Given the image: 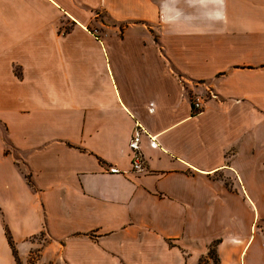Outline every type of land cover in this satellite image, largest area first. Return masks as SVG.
<instances>
[{
  "label": "crops",
  "instance_id": "0c3cea01",
  "mask_svg": "<svg viewBox=\"0 0 264 264\" xmlns=\"http://www.w3.org/2000/svg\"><path fill=\"white\" fill-rule=\"evenodd\" d=\"M0 121V264L5 228L20 264H213L214 240L242 264L264 212V0H0Z\"/></svg>",
  "mask_w": 264,
  "mask_h": 264
},
{
  "label": "rangeland",
  "instance_id": "374dc122",
  "mask_svg": "<svg viewBox=\"0 0 264 264\" xmlns=\"http://www.w3.org/2000/svg\"><path fill=\"white\" fill-rule=\"evenodd\" d=\"M97 20L91 21L90 24H88L86 27L87 29L94 35L96 36H100L101 32L103 31H107V30H111V28L113 27V22L110 20H104L101 17H97ZM101 21V22H100ZM107 27H111L108 28ZM118 32L123 33V24H121L119 26V28L117 29ZM122 35V34H121ZM193 97V96H192ZM202 109V108H201ZM196 111V110H194ZM197 112V111H196ZM4 125L3 123L0 121V133L2 132V130H4ZM5 133V131H4ZM6 135V133H5ZM5 146L6 148L9 150L10 147V142L6 139L5 140ZM20 168L21 170L26 173V167L22 164H20ZM262 170H264V167H262ZM264 205V204H263ZM264 208V207H263ZM254 230V232H253ZM253 236H256L255 242L252 245V247L250 248L249 253L242 257L241 261L242 264H264V254H263V249H264V212L261 213L260 215H258V217L255 219L254 222V226H253ZM32 240H36L37 242L44 244L45 242H47L49 239L48 237L45 235V233L43 234H38L34 237L31 238ZM263 247V248H262ZM38 249L34 250L29 258H28V264H34L37 257H38ZM45 264V263H44ZM49 264V263H47Z\"/></svg>",
  "mask_w": 264,
  "mask_h": 264
},
{
  "label": "built area",
  "instance_id": "2783aa9c",
  "mask_svg": "<svg viewBox=\"0 0 264 264\" xmlns=\"http://www.w3.org/2000/svg\"><path fill=\"white\" fill-rule=\"evenodd\" d=\"M208 95L213 97L211 93L208 92ZM204 97L202 96H193L191 99V104L193 110L199 111L202 108ZM144 130L138 122H134V127L132 130L131 137L128 142V147L131 151L130 156V167L131 171L135 173H141L145 170V162L142 152L140 151V139ZM108 172L110 173H123L116 167H109Z\"/></svg>",
  "mask_w": 264,
  "mask_h": 264
},
{
  "label": "trees",
  "instance_id": "16d2710c",
  "mask_svg": "<svg viewBox=\"0 0 264 264\" xmlns=\"http://www.w3.org/2000/svg\"><path fill=\"white\" fill-rule=\"evenodd\" d=\"M191 106H192V104H191ZM5 233H6V238L8 240V243H9L11 249H12L16 264H20V262L18 260V257H17V254H16L14 243L12 241L11 235H10V233H9L7 228H5ZM40 234H43V232H41ZM217 242H218L217 240H214L210 244V247H209L208 252H207V256H208V258H211L213 264H217L218 263V260H217V257H216V253H215V249H214V246L216 245ZM204 260H205L204 257L200 258L199 263L203 262Z\"/></svg>",
  "mask_w": 264,
  "mask_h": 264
}]
</instances>
